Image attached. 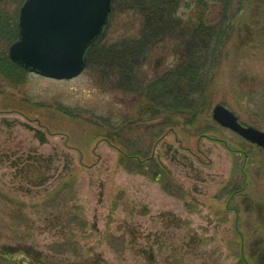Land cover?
Listing matches in <instances>:
<instances>
[{"label": "rangeland", "instance_id": "374dc122", "mask_svg": "<svg viewBox=\"0 0 264 264\" xmlns=\"http://www.w3.org/2000/svg\"><path fill=\"white\" fill-rule=\"evenodd\" d=\"M124 1L112 0L105 43L77 78L20 81L12 72L13 80H0V252L25 264H244L241 254L262 261L264 151L216 124L212 110L222 105L264 132V0H239L242 12L216 52L196 45L204 86L158 126L145 125L144 99L128 104L141 93L138 77L155 70L137 59L130 80L113 74L116 44L140 32L126 7L135 0ZM17 2L8 0L9 16ZM213 10L217 30L227 19ZM151 59L160 73L175 62L159 50ZM119 114L126 136L143 128L158 136L151 156L181 197L119 164L109 139L121 130ZM232 186L239 193L229 195Z\"/></svg>", "mask_w": 264, "mask_h": 264}, {"label": "trees", "instance_id": "16d2710c", "mask_svg": "<svg viewBox=\"0 0 264 264\" xmlns=\"http://www.w3.org/2000/svg\"><path fill=\"white\" fill-rule=\"evenodd\" d=\"M23 1L12 3L9 9L15 8L14 15L9 16L8 0H0V80L3 82L13 80L12 72L18 76L20 81L25 75L24 71L8 58V48L17 39V18ZM127 2V10L134 12L137 16L135 26L140 28V32L134 29L127 38H121L120 46L116 44L120 54L119 57H114L116 66L113 67V74L119 72L121 77H118L119 79L130 80L135 70L133 61L137 59L144 62L143 66L148 64L150 69L155 70L157 74L153 77H147V74H144L138 77L140 80L136 78L139 80L137 84H140L138 87H142L141 93L136 94L135 100L129 101L128 104L130 107L136 104V97H139L141 101L144 99L148 106L146 116L148 120L145 125L154 122L153 124L158 126L157 122L160 119H166L169 115H176L179 112L182 114L187 110L184 103H188V95L195 94V92L200 93L198 88L204 86L203 82L206 78L203 71L205 65L201 60L203 54L201 57L198 53L194 54L195 47L200 44L204 45L206 50L213 48L212 50L216 52L218 41L224 38V33L228 32L229 27L234 24V17L242 12V5L239 0H135V3ZM211 9L227 19V21L215 24L219 27L217 30L216 26L213 27L211 24L213 16ZM167 29L168 31L165 32ZM175 34L178 36L173 37ZM207 36L209 37L208 42H206ZM104 41L101 43H105ZM93 49L88 56L91 55ZM156 50L163 54L169 53L175 58L174 64H167L168 66L166 65V69L161 73L159 67L154 66V61L151 59ZM160 61L163 67L165 61L162 59ZM198 63L201 66H197ZM124 94L127 95L126 92L122 93ZM141 101L137 104L141 105ZM118 116L117 120H122L121 127H119L121 130L119 129L120 132L116 133L117 128L112 127L115 133L109 139L110 142L115 140L111 144L120 151L119 164L129 173L142 174L159 182L167 194L175 196L178 193L181 197V188L168 178L167 171L151 156V147L158 136H155L153 131L150 132L149 128H143L140 133L137 132L135 137L126 136L130 132V127L127 125L128 122H125L124 115L119 114ZM107 124H111V121L107 120ZM161 126L166 127L162 124ZM229 192V195L239 193V186L229 189ZM260 249L257 253L262 261L254 264H264V245ZM9 256H15V254L0 252V264H3V261L9 264H25L16 258L9 259ZM243 256L241 254L240 257L244 264H252V261L249 262L248 258L245 259Z\"/></svg>", "mask_w": 264, "mask_h": 264}, {"label": "water", "instance_id": "95a60500", "mask_svg": "<svg viewBox=\"0 0 264 264\" xmlns=\"http://www.w3.org/2000/svg\"><path fill=\"white\" fill-rule=\"evenodd\" d=\"M110 9L111 0H26L9 57L25 70L46 77H75L86 64L87 51L103 39ZM213 117L264 150V132L241 126L221 105L215 106Z\"/></svg>", "mask_w": 264, "mask_h": 264}]
</instances>
